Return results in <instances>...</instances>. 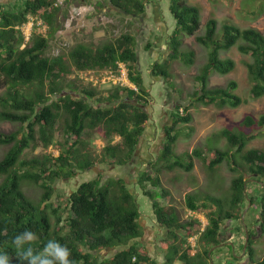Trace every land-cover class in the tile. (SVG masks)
Segmentation results:
<instances>
[{
    "label": "trees",
    "instance_id": "obj_1",
    "mask_svg": "<svg viewBox=\"0 0 264 264\" xmlns=\"http://www.w3.org/2000/svg\"><path fill=\"white\" fill-rule=\"evenodd\" d=\"M127 1L131 3L133 0ZM50 3V0H18L15 5H10L0 1V88L7 87L10 94L7 95L9 97L0 95V105L8 107L0 110V120L21 124L19 130L0 131V144L13 143L0 159V175L4 176L0 181V253H8L12 264H20V250L15 248L12 241L17 234L31 229L40 237L34 247L42 248L49 239H55L71 250L76 264H158L147 254L144 244L134 241L142 234L137 192L131 191L129 181L124 177L103 173L105 167L124 166L136 157L137 147L152 116L147 109L149 93L139 68L140 58L134 47L135 40L126 37L124 41L103 43L96 49L80 43L68 52L67 57L48 56L46 51L50 39L61 28L66 14L59 8L53 11L44 9ZM134 4L141 13L145 12L144 0H134ZM170 9L176 18L177 30L194 34L199 28L200 12L197 6L185 0H173ZM28 13H40L50 30L46 37L33 32L30 42L20 48L24 36L17 34L15 27L28 20ZM216 25L215 19L209 20L207 33L197 37L210 48L209 60L196 76L202 85L197 100L233 107L242 103L241 97L230 90L237 86L236 81H231L227 87H207L211 69L226 74L235 68L233 59L219 57L220 50L233 46H237L241 53L250 54L251 60L246 65L252 82L251 92L254 97L264 96V33L255 27L241 28L225 23L222 37L215 38ZM172 39L171 57H181L191 62L192 52H179L178 38L173 36ZM117 60L127 63L130 77L139 85V91L118 87L108 97L102 98L95 88H80L77 83L66 79L74 67L104 68L116 64ZM148 68L155 80H165L169 76L167 61H155ZM29 86L34 87L31 94H27ZM173 108L169 113L171 121L163 122L161 130L165 134V141L154 146L158 157L153 161L170 170L180 167L190 171L193 168L191 154H186V158L176 156L173 146L183 131V128L176 127L189 122L192 115L188 106L183 107L184 113L179 111L182 108L180 104H175ZM58 122L62 123L67 138H74L72 143L56 142ZM242 126L263 129L264 113L257 118L245 116ZM96 128L103 130L101 134L107 142L99 152L93 149L89 139L83 137L85 130L89 134L91 129ZM115 135H120L122 140L111 143ZM221 135L229 143L228 149L206 147L203 150L195 149L193 154L204 160L211 171L215 170L216 165L227 163L230 171L236 173L238 163L234 160L233 152L236 148L237 152H243L248 168L233 177L230 197L223 199L209 192L187 194V206L205 213L209 221L200 238L207 245L203 254L191 256L170 241L174 228L184 225L195 227L198 220L179 225L175 211L161 206L156 199L158 194L147 188L149 184L159 186V175L142 172L138 177L137 183L141 191L151 198L158 221L171 228L163 240L164 248L168 250L164 264H174L176 260L184 264H209V250L222 242L223 230L228 229L226 222L233 220L234 249L237 250L238 246L240 254L243 251L246 225L243 223L242 226L238 221L246 206L250 204V208L254 203L247 182L253 175L264 177V150L257 147L246 149L255 135L243 129L224 128ZM41 144L46 148L55 144L60 149L59 154L54 156L49 152L22 158L26 149H36ZM160 166L158 169L155 166L156 171H160ZM83 172L96 173L79 182L66 196L73 214L65 221L66 228L61 224L64 219L58 213L59 207L50 201L55 192L53 182L61 178L73 179ZM25 182H35L43 189L40 202L36 203L27 196L23 189ZM146 182L149 184L146 185ZM257 185L264 191V183L258 182ZM259 198L262 204L261 219L257 220L260 228L257 225L256 232L249 231L247 246L252 259L254 238L264 233V194ZM54 214L58 222L55 228L52 224ZM117 245L128 246L110 258L97 255V252ZM256 264H264V259Z\"/></svg>",
    "mask_w": 264,
    "mask_h": 264
},
{
    "label": "rangeland",
    "instance_id": "obj_2",
    "mask_svg": "<svg viewBox=\"0 0 264 264\" xmlns=\"http://www.w3.org/2000/svg\"><path fill=\"white\" fill-rule=\"evenodd\" d=\"M186 1L191 5L198 6L201 15V28L197 30L195 35L189 36L186 33H181V35H179L181 40H183L179 48L180 51H192L193 61L187 63L181 57H168L170 50L165 42L175 26L171 17L166 18L165 23L160 19V15L157 13L156 18H154L156 26L152 23L149 29H146L143 25L142 30L147 31V34L138 35L137 45L140 53V68L143 71L145 83H151V76L146 70L149 69L146 65H149L151 60L150 56L158 58V56L161 55V61H163V58L166 57L169 59L168 78L160 80L159 82L153 81V83H151L153 85L152 89L150 86L151 95L147 100V108L151 111V113H153V115L151 122L148 124V131L144 138H142V143H145L146 146L143 148V145H141L139 152L142 154L141 158L143 160L139 164L140 166H138L141 167L142 170L149 169L145 167L147 158L158 156L157 150H155L156 147L154 146L157 145V143H160L161 145V143L165 141V134L162 132L161 128L163 122L171 121L169 113L171 114L174 110L173 107L175 104L182 105V108L188 106V111L192 115L189 122L181 123L176 127L180 129L183 128V131L174 143L173 153L176 156L182 157L183 154H190L195 149L203 150L206 147H216L224 150L228 149L230 145L226 138L221 135L224 128L233 130L243 129L248 133L254 134L255 137L248 142L246 149L257 147L264 150V128L258 130L256 126H242L245 116L252 115L257 118L264 113V96L254 97L251 92L252 82L249 79L246 65V62L251 60L250 54L241 53L237 46H233L229 50H222L220 52V57L223 59L232 58L235 61V68L227 74H220L216 72V70H211L208 76V88L227 87L231 81H236L237 86L235 88H231L230 90L242 99V103L237 107H233L231 105L221 106L217 103H204L202 101H198L197 97L198 94H200L202 85L196 77L200 74L209 59V49L196 40V36L203 35L205 33L206 22L208 19L215 18L218 21L217 32L215 34L216 37L222 35L223 31L221 30L224 23L235 24L241 28L255 27L264 33V0ZM168 2L169 0H162L165 7H167ZM78 3L79 2H75L73 5L67 4L61 9L66 13L65 18L62 15V25L64 26V22L66 20H70L71 24L69 25V28L64 26L57 34L56 38L52 41L54 45L52 47L50 46L51 54L53 52L56 53L58 49H61V45L65 42L71 43V45L74 41L84 42L96 47L102 43L115 39V36L121 32L119 28L122 25L124 29L130 25L129 22L125 23V20L128 18L116 13L111 8L108 0H90V3L93 4L90 8V11H92L90 14L73 16L72 14H77L73 9L74 5H79ZM165 16L167 15L165 14ZM27 30V28H23L24 32ZM155 33L157 34L155 35ZM147 41L155 43L157 48L154 50H146L144 46ZM67 50L68 48H66L63 52H67ZM76 71V69L72 68L71 72L67 75V81L77 83L80 88L81 86L87 87L86 85L88 84L83 85L76 79ZM91 87H94L98 95L102 98H106L111 93L116 91L115 86H111V84H104L102 81H97L96 78H93ZM33 89L34 87L29 86L27 94H31ZM5 92V88H0V95H4ZM3 108L4 107L0 105V110ZM179 111L181 112V109ZM182 112L184 113V110ZM19 129H21V124L18 122L0 120V131L12 132ZM55 130L56 142L70 144L74 141V138H67V135L64 133L62 123L58 122ZM87 131L88 130L84 131L83 137L91 141L94 150L97 152L101 151L106 143L104 135L101 134L103 130L101 128L91 129L89 134ZM11 146L12 143L0 145V159L8 152ZM56 149L58 148L55 144L50 148H46L43 144H41L36 149H26L22 158L42 155L49 152L56 155L58 153ZM233 152L234 160L238 163V171L236 173L230 171L229 166L226 165V163L216 166L215 170L211 171L207 168L208 165L204 160L199 158L197 155L191 154L193 161L192 170L187 171L180 167L170 170L162 165L160 166V171H156L160 177L159 186L155 187L149 184L148 189L158 194V198H160L158 199L160 205L169 207L170 210L175 211L178 217V222L188 223L190 221H194V219L198 220L197 222L200 220L208 221L205 213L202 211L193 212L194 215H189V208L186 204V196L189 192H196L199 194L209 192L223 199L230 197L231 182L233 177L239 175V173H241L244 169L248 168V164L243 158V152H237L236 148ZM153 164L159 168V165H157L155 161ZM112 168L113 167H105L103 173L120 176L118 172L112 171ZM126 170L127 169L122 170L124 171L122 174H125ZM150 172L152 176L156 175V172L152 170ZM95 173L96 172H83V174H80L73 179L71 178L66 180L61 178L53 182L55 192L53 193L50 201H52L55 206L59 207L58 213L63 215V219H66L67 216L71 214L66 196L70 194L72 189H74L79 182L88 177L95 176ZM132 176L133 177L130 178V180L131 182L133 181L134 184V182L136 183L138 175L133 173ZM252 177L253 178L247 183L250 194H253L254 196V203L250 208L246 206L245 210L247 209V213L244 214V220H242V215L241 219L238 221V224L242 226L243 223H245L248 228V232H256L255 228L260 223L257 221L261 219L259 217L262 209L261 199L259 196H263L264 194V191L260 190L259 185H257L258 182L264 183V177L261 175H253ZM3 178L4 176L0 175V181H2ZM135 186L140 193L143 192L139 188L138 184H135ZM23 189L27 196L32 198L36 203L40 202L43 189L38 184L35 182H25L23 184ZM163 191H166V193H163ZM142 194L144 196L142 201L140 200L143 206H141L142 224L140 227V229L143 230L142 239L149 248V255L152 258L157 259L159 264H163L166 259L164 257L166 251L164 250L165 244L161 241L159 234L163 225L160 224L155 213L151 210V198L145 196L144 193ZM52 224L53 228H55L58 224L55 214L52 215ZM61 224H64L65 226V220L62 221ZM198 229V227H194L192 229L194 232L190 229H188V232L190 234L196 233V238H198ZM263 234L264 233L262 232L254 238V242L252 244V248L254 249L253 259L250 254H247L249 259L247 256L240 254L238 246L236 251L226 247H220L219 250H214V254L221 259L219 260L216 256L215 264H221V261L222 263H225L223 256L226 257L230 255L231 260H226L228 264L258 263V261L264 259ZM179 235H185V231L181 230ZM246 237L247 234L245 231V243ZM196 238L194 240L195 244ZM200 248L203 250V244L199 240L197 242V246L194 248L195 252L197 250L199 251ZM219 255H221V258ZM174 264H183V262L177 260Z\"/></svg>",
    "mask_w": 264,
    "mask_h": 264
},
{
    "label": "clouds",
    "instance_id": "obj_3",
    "mask_svg": "<svg viewBox=\"0 0 264 264\" xmlns=\"http://www.w3.org/2000/svg\"><path fill=\"white\" fill-rule=\"evenodd\" d=\"M0 1L1 2H4L6 4L15 5L18 0H0ZM108 1H109V4L111 5V8L116 13H119V15H123L124 17H127L128 18L127 19L128 21L125 20V23L126 22H129L130 23L129 27H127L126 29H124V27L122 25L119 28L121 30V32L118 33L115 36V39H113V40H111L109 42L117 43L120 40H123L124 41L126 37L133 38L135 40V44H134L135 50L138 53V56L140 58V53H139V49H138V45H137L138 35L139 34H147V31L142 30V26L144 25L146 27V29H149V27H150V25L152 23H154L153 25H155L156 22H155V19L154 18H156V15L158 13L160 15V19L162 21H164L165 23H166L165 19L168 18V17L169 18L171 17V19L175 23V26L173 28V31L168 35V38H167V41L165 42V44L168 45V48L170 50V52L168 53V57H170V58H178V57H171V55H170L172 53V41H173L172 37L175 36L176 38H178L179 43H180L179 44V47H178V49H179L180 46H181V44H182V42H183V40H181V38L179 37V35H181V33H186V32H184L183 30H177L176 18L174 17V14H173V12L170 9V5H171V3H172L173 0H169L167 7L164 6V4L162 3V0L161 1L160 0H144L145 12H143V13H141L139 11L137 5L134 4V0L131 3L128 2L127 0H115L116 1V2L114 1L115 3H113L112 0H108ZM75 2H79L78 3L79 5H74V9L72 8L75 11V13H77V14H72L73 16L88 15V14H90L92 12V11H90L91 10L90 8H91V6L93 4L90 3V0H53V1H51L50 4H48L47 6H45L44 9L46 8L49 11H53L56 8L62 9L67 4L73 5V3H75ZM107 5H108V3H107ZM161 8H162V11L164 10L163 13L161 11ZM126 9H129V11H127ZM199 12H200V10H199ZM165 14L167 16H165ZM211 19H215V18H210V19H208V21L211 20ZM208 21L206 22V31H205V33L203 35H199V36H204L207 33V29H208L207 23H208ZM70 24H71L70 23V20H66L64 22V26L66 28H69L70 27L69 26ZM216 24H217L216 25V30H217V26H218V21L217 20H216ZM64 26L62 25L61 28H59L56 31V33L54 34V36L50 39V46L51 47L54 45V43L52 41L56 38L57 34L63 29ZM157 26L160 27L159 25H157ZM22 27L23 28H27L28 30L26 32H24ZM200 28H201V15H200V26H199V28L197 30H199ZM15 30H16V33H18L19 35H23L24 36L23 37L24 38V41L22 42V44L20 46V48H24L30 42V38H31L33 32L39 33V34H41V35H43V36L46 37L48 35V33H49L50 27H49V24L43 19V16L40 15V13H35V14L34 13H28V20L25 21V22H23L22 24L16 25ZM197 30L195 31L194 34H188V33H186V34L189 35V36L195 35L196 32H197ZM221 31H223V27H222V30ZM144 32H146V33H144ZM216 32H215V34H216ZM156 34L157 33H155V35ZM199 36H196V40L199 43L205 45L204 43H202V42H200L198 40L197 37H199ZM214 37L215 38H221L222 35L219 36V37H216V36H214ZM80 43H84V42L74 41V43H72V45H71V43L65 42V43H63L61 45V49H58L56 51V53L53 52L52 54L50 53V46H49V48L46 51V54L48 56H60V55H64V56L67 57L68 52L71 49H73L76 45H78ZM105 43H107V42H105ZM85 44H87V43H85ZM89 46H91V45H89ZM98 46H96V47H98ZM91 47L93 49H96V47H93V46H91ZM66 48H68L67 52H63ZM144 48L146 50H149V49L154 50V49L157 48V46L155 45V43H152L151 41H147V43L145 44ZM207 49H209V52H210V48L207 47ZM222 50H225V49H222ZM222 50L219 51V57H220V52ZM179 52H182L183 53V51H180V49H179ZM192 55H193V52H192ZM150 57H151V60L149 62V65H146V67H150V65L153 62H155V61H160V62L167 61V66H168V70H169V61H168L169 59L167 57L166 58H163L164 59L163 61L160 60L161 55H159L158 58L157 57H154L153 58L152 56H150ZM224 59H228V58H224ZM230 59H232V58H230ZM192 61H193V59H192ZM138 64H139V68H140V60H139V63ZM74 69H76V68L74 67ZM76 70L77 71L75 73V77L83 85L88 84L86 86H90L91 87L92 86V80H93V78H96L97 81H102L104 84H111V86H115L116 89L118 87L119 88H132V89H134L136 91H139V85L135 81H133L132 78L130 77L129 68H128V65H127V63L125 61L117 60L116 61V64L111 65V66H107V67H104V68L96 67V68H85V69H76ZM140 70L142 71L141 68H140ZM146 70L150 74V68L149 69H146ZM211 70H215V69H211ZM216 72H218V71L216 70ZM218 73H220V72H218ZM220 74H223V73H220ZM142 77H143V83L146 85V89H147V91L149 93L148 94V97H149L151 95L150 86H151V89H152V86H153L151 83H153V81H158V80L152 79V76H151V83L150 84L145 83L143 71H142ZM3 88H5V90H6V92L4 94L5 97H9V96H7V95H10L9 94V90L7 89V87H3ZM3 107L5 109H8L7 106H3ZM152 111H153V109H152ZM182 111H183V108H181V112ZM167 112H169V111H167ZM150 113H151V111H150ZM152 115H153V113H152ZM151 120H152V116H151V119L147 123L149 124L151 122ZM147 123H146V125H147ZM148 127L149 126L147 125V128H146L143 136L141 137V141H140V143H139V145L137 147V150H136V155H135L136 157H134V159L132 158L130 160L129 164H126L124 166H121V165L120 166L119 165H117V166H109V167H113L112 168V171L118 172V174L120 176L124 177L127 181H129L128 184H129V187H130V189H131V191L133 193H136L137 192L136 193L137 194L136 196H137V200L139 202L140 211H142V208H141L142 203L140 202V200L142 201V199L144 198V196L142 194L143 192L140 193L138 191V189L136 188L135 184H138L137 183V180H138V177L140 176V174L142 172H148V174L151 175V172H150L151 170L154 171V172L156 171L155 166H153L154 165L153 164L154 163L153 159H156L158 157V156L157 157H150V158H147L146 159L145 167H147L149 169H143L142 170L141 167H139L140 166L139 164L143 160L141 158V155L142 154L139 153L140 152V149H141V145H143V148L146 146L145 143H142V138H144V136L146 135V133L148 131L147 130ZM121 140L122 139H121V136L120 135H115L113 137L111 143H118ZM106 144H107V142L105 143V145ZM0 145H5V144H0ZM51 146H53V145H50L48 148H50ZM56 150L58 151V153L56 155L54 153H52L54 156H57L59 154V150L60 149H56ZM173 151H174V149H173ZM186 154H183L182 157L183 158H186ZM190 154H193V152L190 153ZM157 165H159V166L161 165L162 166L163 164H157ZM226 165H227V163H226ZM216 166H219V165H216ZM124 169H127L126 170V173L125 174H122V173H124V171H122ZM157 169H158V167H157ZM133 173H136L138 175L137 178H136V183L134 182V184H133V181L131 182V180H130V178L133 177L132 176ZM108 175L115 176V175H112V174H108ZM116 177H119V176H116ZM106 179H107V176H106ZM147 184H149V183L146 182V185ZM148 186H147V188H148ZM139 188H140V185H139ZM145 196H147V195H145ZM156 199L158 200L160 198H158V196H157ZM158 202H159V200H158ZM151 210L154 212V209H153V206H152V200H151ZM188 210H189V215H194L193 212H197L196 210H192L190 208ZM70 213L71 214L69 216H72L73 215L72 214V211ZM155 215H156V213H155ZM69 216H67V218L64 219V220L66 221L69 218ZM61 217L63 218V215H61ZM141 218H142V213H141V217H140V223L142 224ZM207 220H208V218H207ZM190 222L193 223V221H190ZM208 222L209 221H201L200 220L198 222V225L195 226V227H198L199 228L198 229L199 230V232H198V238H196L197 237V234L196 233H191L190 234L188 232V229H190L191 231H193L192 229L194 228V226H192L190 228L188 226H185L184 223L177 222L179 225H184V226H178L177 228H174L173 229L174 232L171 235L173 237L172 238L170 237V241L172 243L175 242L182 249H185L191 256H196L198 253L199 254H203L205 248L207 247V245H206V243H204L203 241H201L200 238H201V235L204 232L206 226L208 225ZM226 225H227V228L228 229L225 232L223 230V233L224 234L222 236V242L219 243V244H217V245H214L213 247H211V249L208 252L209 258H208L207 261H209V264H215V257L217 255L214 254V250H219L220 247H226V248H229V249L235 251V249H234V220L233 221H227L226 222ZM65 226H66V224H65ZM170 229L171 228H166L163 225V228L160 229V232H159L161 241H163L166 238L165 236L169 233ZM181 230H184L185 231V235H183V236L182 235L181 236L179 235L180 232H181ZM141 231H142L141 236L135 238L134 241H137L140 244H144L145 247H146V249H147V250L145 249V251L147 252V254H149V248L146 246L145 241L142 239L143 230H141ZM178 232H179V234H178ZM195 238H196V244L194 242ZM249 238H250V236H249ZM39 239H40V237L38 236V234L35 231L31 230V229H26L23 232L17 234L13 238L12 243L14 244V246H15L16 249H19L20 250V255L18 257L19 260H20V264H76V262L72 259L71 250L66 245L60 243L59 241H57L55 239H49L43 245L42 248H36L33 245ZM199 240L203 244V250L200 248L199 251L197 250L195 252V249L194 248H195V246H197V242ZM131 243H132V241L129 244H131ZM128 245H117V246H113V247L108 248V249H103L100 252H97V255H99L100 258H110L117 251L124 249ZM164 250L167 253V251H168L167 248L166 249L164 248ZM166 253H165L164 257L166 256ZM241 254H244V253L242 252ZM219 256L221 258V255H219ZM230 256H226V257L223 256L225 263H222V261H221V264H228L226 262V260L227 259L228 260H231V257ZM217 258L219 259L218 256H217ZM152 259H155V258H152ZM155 260H157V259H155ZM219 260H221V259H219ZM181 262H183V261H181ZM0 264H12V259L9 256L8 253H6V252L0 253ZM183 264H184V262H183Z\"/></svg>",
    "mask_w": 264,
    "mask_h": 264
},
{
    "label": "water",
    "instance_id": "obj_4",
    "mask_svg": "<svg viewBox=\"0 0 264 264\" xmlns=\"http://www.w3.org/2000/svg\"><path fill=\"white\" fill-rule=\"evenodd\" d=\"M250 206V204L248 205V207ZM247 209L244 210V213H243V216H242V220H244V214L246 213ZM245 231H246V234H247V237H246V243H245V246H244V249H243V253L245 252L246 248H247V245H248V241H249V233H248V228L247 226H245Z\"/></svg>",
    "mask_w": 264,
    "mask_h": 264
},
{
    "label": "flooded vegetation",
    "instance_id": "obj_5",
    "mask_svg": "<svg viewBox=\"0 0 264 264\" xmlns=\"http://www.w3.org/2000/svg\"><path fill=\"white\" fill-rule=\"evenodd\" d=\"M259 226H260V224L258 225V228H260ZM263 235H264V234H263ZM234 246H235V245H234ZM243 249H244V247H243ZM235 250H236V249H235ZM242 252H243V251H242ZM247 254H250V253H249V251H247V248H246L244 254H242V255L247 256V258L249 259V256H248Z\"/></svg>",
    "mask_w": 264,
    "mask_h": 264
}]
</instances>
